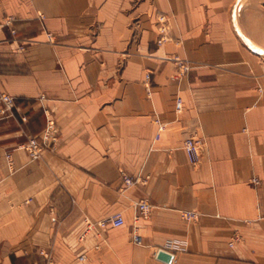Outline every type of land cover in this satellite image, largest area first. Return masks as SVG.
Segmentation results:
<instances>
[{
	"label": "crops",
	"instance_id": "1",
	"mask_svg": "<svg viewBox=\"0 0 264 264\" xmlns=\"http://www.w3.org/2000/svg\"><path fill=\"white\" fill-rule=\"evenodd\" d=\"M251 44L264 50V0H0V89L28 116L0 122V264H48L42 251L54 264H264V56ZM176 58L192 67L180 81ZM44 108L59 139L31 161L22 145L44 132ZM192 135L207 144L196 166ZM121 170L149 183L122 189ZM141 199L155 208L137 245ZM116 214L125 226L99 225ZM169 241L171 262L156 253Z\"/></svg>",
	"mask_w": 264,
	"mask_h": 264
},
{
	"label": "built area",
	"instance_id": "2",
	"mask_svg": "<svg viewBox=\"0 0 264 264\" xmlns=\"http://www.w3.org/2000/svg\"><path fill=\"white\" fill-rule=\"evenodd\" d=\"M159 23L161 24L160 26L161 28H159L160 33L162 34L161 39L167 40L168 32L170 30L168 19L165 16H160ZM175 61L177 66L175 79L177 81H180L182 78L187 77L189 75V73L192 70V67L188 60L176 58ZM151 80H152V74L148 73L146 75V82L148 83V85L151 84ZM45 98H46L45 95L40 96V100H43ZM184 108H185L184 98L181 94H178L176 97L175 111L179 115L184 111ZM44 111L47 117V126L44 132L40 136L35 135L29 137L27 142H25L22 145V147L28 153L31 161H38L42 159L44 152L47 148L54 150L59 139L60 130L54 115L48 108H44ZM13 118L19 119L22 124L28 121V116L20 112V109L18 108L16 102V97L0 89V122L8 121ZM155 121L158 124V132L156 134L155 141H158L161 137V133L166 129V124L161 122L158 118H156ZM206 146L207 144L205 139L200 136L192 135L184 140V149L186 150L189 162L193 166H196L200 163V159L202 157L204 150L206 149ZM6 159L11 172H14L15 166H14L12 153H7ZM121 180H122V184H121L122 189H127L138 184L147 185L149 183L150 176H143L141 173H139L136 176H132L128 174L126 171L121 170ZM253 181L255 184L260 183V180L258 178H254ZM154 208H155L154 204H152L147 199H141L136 202V213L134 215L133 222L131 225V238L133 243L137 245L143 244V238L139 232L140 222L143 219H149L152 212L154 211ZM180 217L185 222H194L199 220L200 214L194 210H180ZM85 220L89 225V228H91L93 225L91 220H89V218H86ZM126 223H127L126 218L122 214H116L112 217L102 220L99 223V225L103 229H107L110 227L112 228L122 227L125 226ZM235 240H237V237L235 238ZM233 244L234 242H231V245ZM176 247H177V243L175 241H169L163 249H161L156 253L159 254L161 251H165V252L172 251ZM41 253L45 255L46 258L48 259V264H54L53 261L51 260L49 253H46L44 251H42ZM79 259L80 261L86 260V255L85 254L81 255Z\"/></svg>",
	"mask_w": 264,
	"mask_h": 264
},
{
	"label": "water",
	"instance_id": "3",
	"mask_svg": "<svg viewBox=\"0 0 264 264\" xmlns=\"http://www.w3.org/2000/svg\"><path fill=\"white\" fill-rule=\"evenodd\" d=\"M158 257L164 261H167V262H171L173 257L171 254H169L168 252H165V251H161L159 254H158Z\"/></svg>",
	"mask_w": 264,
	"mask_h": 264
},
{
	"label": "bare ground",
	"instance_id": "4",
	"mask_svg": "<svg viewBox=\"0 0 264 264\" xmlns=\"http://www.w3.org/2000/svg\"><path fill=\"white\" fill-rule=\"evenodd\" d=\"M251 46H252L254 49H256V50H258V51L264 53V50H263V49H261V48L255 46L254 44H251Z\"/></svg>",
	"mask_w": 264,
	"mask_h": 264
},
{
	"label": "rangeland",
	"instance_id": "5",
	"mask_svg": "<svg viewBox=\"0 0 264 264\" xmlns=\"http://www.w3.org/2000/svg\"><path fill=\"white\" fill-rule=\"evenodd\" d=\"M159 28H161V27H159ZM255 50H256V49H255ZM256 51H258V50H256ZM258 52H260V51H258ZM260 53H262V52H260ZM261 56H264V53H262ZM185 151H186V150H185Z\"/></svg>",
	"mask_w": 264,
	"mask_h": 264
}]
</instances>
